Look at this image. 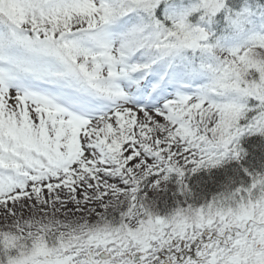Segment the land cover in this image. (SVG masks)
Masks as SVG:
<instances>
[{"label":"snow or ice","instance_id":"obj_1","mask_svg":"<svg viewBox=\"0 0 264 264\" xmlns=\"http://www.w3.org/2000/svg\"><path fill=\"white\" fill-rule=\"evenodd\" d=\"M0 264H264V0H0Z\"/></svg>","mask_w":264,"mask_h":264}]
</instances>
